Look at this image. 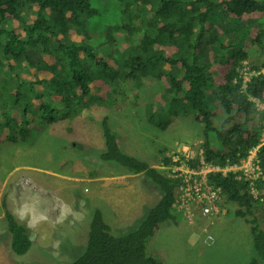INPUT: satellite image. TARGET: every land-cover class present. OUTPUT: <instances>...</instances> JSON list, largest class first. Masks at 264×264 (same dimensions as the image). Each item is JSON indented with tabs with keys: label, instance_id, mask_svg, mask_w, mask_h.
<instances>
[{
	"label": "trees",
	"instance_id": "trees-1",
	"mask_svg": "<svg viewBox=\"0 0 264 264\" xmlns=\"http://www.w3.org/2000/svg\"><path fill=\"white\" fill-rule=\"evenodd\" d=\"M116 1L121 3L120 13L117 10L105 18L91 0H0V83L15 81L7 76L15 74L23 61L31 64L35 51H42L41 68L55 76L52 84L43 89L45 100L37 108L42 120L54 121V115L61 111V117L82 114L91 119L114 104L113 93L123 85V92L132 91L129 95L134 97L140 116L160 130L176 117L194 113L203 126L200 148L206 162L221 166L238 162L261 144L257 156L264 175V142L261 132L249 125L260 112L253 98L264 100V73L254 74L247 82L240 73L250 45L264 43V0ZM218 11L223 13V20H214ZM98 17L104 19L98 20L100 27L94 20ZM220 21L225 25L217 34L212 28ZM255 25L259 28L251 38ZM26 45L32 49H26ZM207 51L214 53V61L222 58L229 64L219 83L214 82L216 72L213 76L207 71ZM251 68L261 71L264 61ZM150 83L162 86L160 104L140 98ZM23 85L33 86L30 82ZM22 89L23 86L15 88V95L7 93L4 103H0V134L6 133L0 144L22 141L28 131L25 127L16 131L12 124L18 119L27 122L25 117L31 113V103H22L26 97ZM109 92L111 96H107ZM53 94L62 96V110L54 104L58 96L52 97L53 102L48 99ZM9 107L14 111L11 116ZM97 119L103 140V147L96 152L98 159L125 167L131 173H144L162 196L155 203L137 198V206H149H145L135 227L120 235L113 233L103 212L94 209L87 246L69 264H164L150 251L149 243L161 224L177 220L174 205L181 194V180L170 176V159L155 167L126 153L108 116L102 114ZM198 162L199 155L189 160L193 165ZM207 177L213 188H220L223 200L233 205L235 216L250 226L256 251L250 264L264 262L260 197L256 198L248 183L236 179L232 172H211ZM257 186L264 190V179L257 181ZM1 205L13 249L27 252L33 243L27 225L17 220L6 195ZM135 211L139 214L140 209L134 208L131 214Z\"/></svg>",
	"mask_w": 264,
	"mask_h": 264
},
{
	"label": "rangeland",
	"instance_id": "rangeland-1",
	"mask_svg": "<svg viewBox=\"0 0 264 264\" xmlns=\"http://www.w3.org/2000/svg\"><path fill=\"white\" fill-rule=\"evenodd\" d=\"M91 1L101 9L105 18L112 16L117 10L120 13L121 3L116 0ZM222 15L218 11L214 20H223ZM99 19L104 20L101 17L94 19L98 22L97 27L102 25ZM227 23L229 24L228 20ZM224 25V21H220L212 30L217 34L221 33ZM253 27L255 28L251 29V38L259 28L257 25ZM206 46L211 47L210 44ZM247 50L250 52L248 59L244 61L243 73L249 66L264 61V43L263 46L251 44ZM212 55L213 53L207 51L208 58L205 62L209 65L206 67L213 76L216 72L214 82L219 83L229 64L222 59L214 61ZM34 56L36 57V53ZM22 63L14 71L15 74L7 76L14 77L15 81L10 84L0 83L1 104L4 103L7 93H14L20 81L24 80L25 72L29 73V82L33 85L34 93L44 94L40 88L42 82L38 80L43 77L50 78L51 74L30 70ZM126 86L129 87L130 84L127 83ZM148 86L150 87L146 88L145 93L151 95L152 92V100L160 104L159 92L162 86L155 83ZM122 88L124 90L123 85ZM128 92L131 94L132 91ZM48 99H52V96ZM135 102L134 97L123 102L118 101L111 110L113 124L109 118L126 152L155 166L169 155L181 156L183 145L189 146L195 154L200 152L204 137L203 126L196 121L194 113L174 119L170 128L161 131L140 116L141 111L134 105ZM35 103L33 96L31 112L38 116ZM262 105L264 106L259 102V106L263 107ZM61 112L54 115L56 119L46 127L44 144L38 139L34 140L33 135L24 142L5 141L0 144V216L3 214L1 199L7 193L9 208L13 213L17 211V220L27 225L33 242L27 252H16L12 247V234L8 230L7 220L4 216L0 217V264L72 263L87 246L93 208L101 207L106 222L116 235H120L131 231L137 218L144 214L145 206H149H137V198L155 203L161 197L160 189L144 174H130L118 165L98 159L96 152L103 147V140L97 120L80 115L61 117ZM32 113L27 117L35 121ZM221 115L224 117L223 113ZM216 120L219 122V118ZM37 125L36 123L35 126ZM34 130H37V135L42 131L38 127ZM4 136L6 133L0 134V138ZM37 168H43L44 171ZM17 184L21 186L19 190L14 188ZM198 201L196 195L194 203L197 204ZM260 202L259 216L264 229V201ZM218 204L223 213L215 216L212 222L197 208L193 209V220L190 221L182 213L185 205H177V220L161 224L150 242L151 252L164 264H250L255 255L250 226L235 216L232 204L226 203L223 198ZM134 208L140 209L139 214L136 211L131 214ZM36 216L41 219L35 218Z\"/></svg>",
	"mask_w": 264,
	"mask_h": 264
},
{
	"label": "clouds",
	"instance_id": "clouds-1",
	"mask_svg": "<svg viewBox=\"0 0 264 264\" xmlns=\"http://www.w3.org/2000/svg\"><path fill=\"white\" fill-rule=\"evenodd\" d=\"M24 37H25V35L24 36H21L20 38H24ZM27 40L28 39H26L25 41H27ZM26 49L31 50L32 49V46L31 45H26ZM35 53H36V57L33 56L32 63L31 64H29L28 61H23V62L26 64V66L30 70L31 69H33V70H39V71H41L43 73L46 72V73L51 74V77L50 78L43 77L41 80H38V82H42L41 85H40V88L41 89H44L46 86L52 84V81L55 78V76L53 75V73L51 71L44 70V69L41 68V60H42V57H43V52L42 51H35ZM213 55H214V53H213ZM219 59H222V58H219ZM247 69L248 70H245L244 73H243L242 69H240V73L242 74V76H243V78H244V80L246 82L249 81L250 80V77L253 76L256 73H260V72H263L264 73V68H262L261 71H256V70H254L253 68H251L249 66ZM24 77H25L24 80L20 81V83L22 85H19L18 86V87L23 86L22 91L25 90V92H23V93H25L26 97L24 98V100L22 101V103L30 102L31 105H32V97L35 96V101H36L35 105L38 108V106L40 105V103L45 100L44 97H43V94H39L37 92L34 93L33 86L23 85L24 83L29 82V80H30L29 73L28 72H25ZM26 90H29V93L28 94L26 93ZM145 90L141 91L140 98L146 99L149 102L150 101H153L154 100V99L152 100V98H154L153 93L151 92V95L150 94L147 95L145 93ZM123 91L124 90H123L122 86H120L118 88V90L115 93H113L114 99H115L114 104L109 109L102 110L100 112V114L95 115V116L92 115L91 119L92 120H97L99 122V120L97 119L98 116H100L102 114H106L108 116V118H110L112 120V124H113V119H112V116H111V110L113 109V107H115L117 105V102L118 101H121V102L124 101V100H122V97L128 96V98H131L130 95H129V93H128V91H126V92H123ZM15 94H16V92L10 93V95H15ZM54 95L58 96V98L54 101V104H57L56 105V108H59L60 110H62L61 105H60L61 102H62V96L59 95V94H53L52 97ZM156 95H155V97H156ZM107 96H111L110 92L107 93ZM128 98L125 99V100H128ZM49 100L53 102L52 99H49ZM253 100L256 102L257 107H258V110L260 112L259 113H256L254 115L255 116V119L252 120V121H250L249 122V125L254 126L258 131L261 132V141L263 143L264 142V138H263V136H264V106L263 107H260L259 106V102H261V103L264 104V100L263 99H259V98H253ZM38 102H39V104H38ZM30 110H31V108H30ZM12 111H13V109L9 107L10 116H11V112ZM27 115L25 117V119H27V122H24V119H18V120H14L12 122V124L15 126L14 128H15L16 131H18V128L21 129L22 127H25L28 130L27 133L24 135L22 141L20 139H17L13 143L24 142L27 139L29 140V138L31 137V135H33L34 136V140L38 139L41 143L44 144L45 143L44 137L46 136L45 129H46V127H48L49 125H51L53 121L49 122V121L42 120L41 119V116H42V113L41 112H38V116L35 113H32V115L35 117V121H31L27 117ZM80 116L83 117L82 114H80ZM182 116H185V115H182ZM180 117L181 116L176 117L175 119L178 120V118H180ZM239 117L242 120V117L241 116H239ZM110 119H109V122H110ZM148 122H149L150 125H153L149 120H148ZM172 122L168 125V127L165 129V131L172 126ZM36 123L38 124L37 126H35ZM36 127L40 128V130H42L39 135H37V130H34V128H36ZM99 128L101 130L100 122H99ZM260 145L261 144H257L256 146H254L249 151L248 155L245 156V157H243V158H241L238 162H232V163L231 162L230 163L228 162L224 166H221V164H218L216 162H206V160L204 159V157L202 155L201 148H199L200 149V152H198L197 155H196L194 152H192L190 150L189 146H187V145H183L181 147V149H182L181 156H179V155H169L168 157H165L162 161L169 160V159L171 160V165H170L171 173H170V176L175 177V178H180V180H181V185L179 187V189L181 191V194H180V197L178 198V200L176 201V204L174 205V207L176 208L177 205H179L180 207H183L185 205V207H183L184 209L182 210V213L190 221L193 220V215H194L193 209H195V208L200 209L201 213L203 215H206L210 222L213 221V218L215 216H218L219 214L223 213L221 211V208H220L219 204H218L219 203V200L221 198H223L222 195H221V193H220V188H216L215 189L208 182V177L207 176L211 172H218V173H221L223 175H227L228 173L232 172L233 174H235V178L236 179L244 180L245 182L248 183L250 192L256 198H259L260 197V201H264V190L258 189V186H257V181L264 179V175H263V173L261 171V168L259 166V160H258V156H257V151H258V148H259ZM126 153H128V152H126ZM128 154H130V153H128ZM130 155H132V154H130ZM198 155H199V162H198V164H196V165L189 164V160L191 158H194V157L196 159V157ZM133 156H136V155H133ZM251 156H253L252 161H253V164L255 166V169L253 171V176L246 175L245 172H244V170H243V168L237 169V170L229 169L230 167H232L234 165H238L239 166V165L243 164ZM109 164H112V163H109ZM112 165H115V164H112ZM162 165H163L162 163L158 164V166H155L153 164V166H155V167H161ZM118 166H120V165H118ZM120 167H122V166H120ZM122 168H124L125 171L129 172L130 174H134V175L144 174V173H131L125 167H122ZM130 174H128V175H130ZM148 179H150V178H148ZM213 191L217 192V194H218V196L215 197L214 199L211 198V194H212ZM203 194H205L206 197H204ZM196 195H197V197L199 199V201H198L197 204L194 203L195 202ZM2 198H3V196H2ZM159 199H158V201H159ZM192 200H194V201L192 202ZM1 201H2V199H1ZM97 208L100 209L101 207L98 206V207L93 208V210L91 212V216H92V213H93L94 209H97ZM205 208H209V211L206 212L205 211ZM91 216H90V218H91ZM103 216L105 218L104 212H103ZM160 227H159V229H160ZM261 227H262V224H261ZM157 231H156V233H157ZM152 239L150 240V242L152 241ZM149 248H150V251H151L150 243H149ZM255 255H256V251H255Z\"/></svg>",
	"mask_w": 264,
	"mask_h": 264
},
{
	"label": "built area",
	"instance_id": "built-area-1",
	"mask_svg": "<svg viewBox=\"0 0 264 264\" xmlns=\"http://www.w3.org/2000/svg\"><path fill=\"white\" fill-rule=\"evenodd\" d=\"M252 158H253V156L249 157V159L246 162H244L243 164H241L239 166L234 165V166L230 167L229 169L237 170V169L243 168L246 175L253 176V171L255 169V166L253 164ZM203 196L206 197L205 194H203ZM217 196H218L217 192L213 191L211 194V198L214 199ZM205 211L208 212L209 208H205Z\"/></svg>",
	"mask_w": 264,
	"mask_h": 264
},
{
	"label": "crops",
	"instance_id": "crops-1",
	"mask_svg": "<svg viewBox=\"0 0 264 264\" xmlns=\"http://www.w3.org/2000/svg\"><path fill=\"white\" fill-rule=\"evenodd\" d=\"M38 170H43L44 171V169L43 168H37ZM6 181V179L4 180V182ZM15 189H20L21 188V186H20V184H17L15 187H14ZM138 190L141 192V188H139L138 187ZM12 210V209H11ZM2 212H3V214L0 216V217H2V216H4V211L2 210ZM14 214L17 216L18 214H17V211H14ZM35 218H37V219H41V217L40 216H36Z\"/></svg>",
	"mask_w": 264,
	"mask_h": 264
},
{
	"label": "bare ground",
	"instance_id": "bare-ground-1",
	"mask_svg": "<svg viewBox=\"0 0 264 264\" xmlns=\"http://www.w3.org/2000/svg\"><path fill=\"white\" fill-rule=\"evenodd\" d=\"M243 4H244V3H243ZM68 41H69V40H68ZM262 106H263V105H262ZM156 119H157V118H156ZM147 129H148V128H147ZM161 129H162V128H161ZM164 129H165V128H164ZM164 129H163V130H164ZM163 130H161V131H163ZM136 131H137V130H136ZM138 131H139V130H138ZM140 131H141V130H140ZM161 131H160V133H161ZM142 133H143V131L141 132V134H142ZM155 133H156V132H155ZM155 133H154V134H155ZM158 133H159V132H157V134H158ZM160 133H159V135H160ZM145 134H146V133H145ZM148 134H150V133H148ZM151 134H152V133H151ZM135 135H136V134H135ZM142 135H143V134H142ZM159 135H158V136H159ZM142 137H144V136H142ZM151 137H152V136H151ZM146 138H147V137H146ZM153 138H154V137H153ZM156 138H157V137H156ZM159 138H160V137H159ZM149 139H150V138H149ZM157 139H158V138H157ZM154 140H156V139H154ZM160 140H161V139H160ZM158 143H160V142H158ZM161 145H162V144H161ZM161 145H160V146H161ZM154 151H155V150H154ZM156 152H157V151H156ZM157 153H158V152H157ZM154 154H155V153H154ZM158 155H159V154H158ZM148 156H149V155H148ZM149 157H150V156H149ZM157 157H158V156H157ZM150 158H151V157H150ZM155 158H156V157H155ZM147 159H149V158H147ZM147 159H146V160H147ZM153 159H154V158H153ZM96 186H97V185H96ZM99 191H100V189H99ZM216 218H217V217H216ZM150 239H151V238H150ZM150 239H149V240H150ZM147 241H148V240H147ZM147 241H146V242H147ZM146 246H147V245H146ZM146 248H147V247H146ZM147 251H148V250H147ZM149 253H150V252H149Z\"/></svg>",
	"mask_w": 264,
	"mask_h": 264
}]
</instances>
